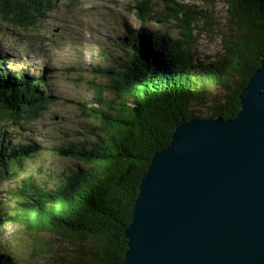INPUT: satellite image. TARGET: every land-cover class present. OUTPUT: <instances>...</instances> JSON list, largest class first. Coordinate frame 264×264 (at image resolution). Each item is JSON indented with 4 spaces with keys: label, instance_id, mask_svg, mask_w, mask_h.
I'll list each match as a JSON object with an SVG mask.
<instances>
[{
    "label": "trees",
    "instance_id": "trees-1",
    "mask_svg": "<svg viewBox=\"0 0 264 264\" xmlns=\"http://www.w3.org/2000/svg\"><path fill=\"white\" fill-rule=\"evenodd\" d=\"M164 1L161 10L154 0H137L140 26L119 23L116 45L103 53L108 64H97L100 79L91 80L97 124L76 141H58L52 151L70 163L58 171L45 165L39 175L25 166L46 149L31 139L30 125L54 100L47 71L18 62V55L12 60L0 30V184L25 177L11 204L0 206V228L17 222L53 234L58 249L42 241L46 261L38 264H120L128 249L125 229L155 153L170 144L180 123L240 111V93L264 53V0H226L223 51L206 58L197 53L195 31L200 20L215 22L195 7ZM58 6L57 0H0V18L25 24ZM155 22H173L179 36L149 25ZM2 247L0 264H23Z\"/></svg>",
    "mask_w": 264,
    "mask_h": 264
},
{
    "label": "water",
    "instance_id": "water-1",
    "mask_svg": "<svg viewBox=\"0 0 264 264\" xmlns=\"http://www.w3.org/2000/svg\"><path fill=\"white\" fill-rule=\"evenodd\" d=\"M232 118L190 119L144 174L120 264H264V53Z\"/></svg>",
    "mask_w": 264,
    "mask_h": 264
},
{
    "label": "rangeland",
    "instance_id": "rangeland-1",
    "mask_svg": "<svg viewBox=\"0 0 264 264\" xmlns=\"http://www.w3.org/2000/svg\"><path fill=\"white\" fill-rule=\"evenodd\" d=\"M154 1L157 2V9H164V0ZM176 1L202 10V14L215 22V25L209 26L203 20L199 21L200 28L195 31L197 53L206 58L222 52V34L228 30L229 11L226 0ZM136 4L137 0H57L59 6L56 9L47 13V16H37L29 23L13 24L9 20L3 22L0 18V30L6 32L2 40L11 44L9 53L12 60H16L15 55H18L17 61L32 65L33 70L45 69L48 75L47 87L54 98L47 112L30 125L31 139L46 147L26 163V170L32 173L31 176L39 175L45 165L57 171L58 168L63 169L70 161L55 155L52 147L58 141L80 139L81 132L87 131L89 125L97 124L90 115V108L94 106L91 102L94 97L91 80L95 76L100 79L96 72L97 64H108L109 57L103 53L116 45L114 40L118 30H122L119 23L123 20L132 27L140 26ZM207 18L203 16V19ZM149 25L167 28L177 37L181 30L173 22ZM26 49H30V52L22 53V62L20 54ZM57 125L61 133L57 131ZM24 178L20 174L0 184L1 207L11 204L9 196H13ZM41 178L45 179L46 175ZM46 240L53 242L54 248L58 249L59 242L53 234L36 233L17 222H6L0 228V246L7 245L11 252L19 255L23 264L46 261L39 250L42 241ZM63 246L66 244L63 243Z\"/></svg>",
    "mask_w": 264,
    "mask_h": 264
}]
</instances>
